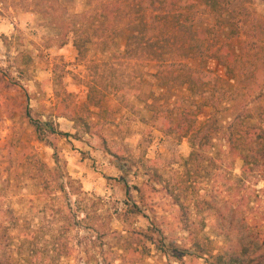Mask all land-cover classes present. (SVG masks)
Segmentation results:
<instances>
[{
    "label": "rangeland",
    "instance_id": "rangeland-1",
    "mask_svg": "<svg viewBox=\"0 0 264 264\" xmlns=\"http://www.w3.org/2000/svg\"><path fill=\"white\" fill-rule=\"evenodd\" d=\"M148 1L160 7L146 12L148 35L165 45V59L228 82L227 95L217 93L218 105L203 107L198 118L199 127L215 120L218 131L189 183L182 177L188 139L161 131L156 121L174 119L202 95L188 85L161 87L156 63L147 60L137 67L147 96L132 90L120 103L110 73L97 85L103 95L91 88L92 77L111 72L114 55L126 50V17L100 26L106 33L85 42L82 57L74 42L90 34L101 2L0 0V264H207L230 247L229 221L245 228L247 248L264 250V167L245 171L228 142L243 122L263 125L264 0L231 5L234 22L205 0ZM226 41L241 56L234 75L204 56ZM185 45L194 46L190 57ZM37 121L70 136L40 141ZM261 144L245 138L244 147L260 155ZM140 230L154 242L144 239L148 251L133 253L131 232Z\"/></svg>",
    "mask_w": 264,
    "mask_h": 264
},
{
    "label": "trees",
    "instance_id": "trees-1",
    "mask_svg": "<svg viewBox=\"0 0 264 264\" xmlns=\"http://www.w3.org/2000/svg\"><path fill=\"white\" fill-rule=\"evenodd\" d=\"M98 1L101 2L102 5V13L98 14L97 12L94 18L89 21L91 22L90 34L86 36L84 35L86 33H84L81 36L84 37L83 40H77L74 42L75 47L82 57H85L86 55V48L84 43L91 41L93 36L102 37L106 33L108 28H106V26L103 30H101L100 26L106 24L109 19H112L114 16L126 17L130 22V25L127 30L128 34L125 52L114 55V58L117 60L118 66L116 68H113L114 66H112L111 72L104 71L102 72V74H95L92 77L93 87L91 88L93 91L103 95V91L99 90L97 85H99L101 82L106 83L105 75L110 73L112 74L111 85H113L116 89V96L120 103H127L129 98L131 97L130 93L132 90L137 93L136 95H139L137 96V98L147 96V94L143 91L145 81H143V79L137 72V67L139 65L138 63H140L141 60H147V62L154 61L156 63L157 72L154 77L159 81V85L161 87L172 88L179 85H188L189 91L192 95H202L201 102L193 104L194 106L178 109L174 119L164 118L163 120L161 118V121H156L159 124L157 127L161 131L167 134L168 132L173 134L175 130L181 139H188L192 151L189 158L183 165L184 172L182 174V177L187 183H189L192 179L191 177H193L194 175V172L201 169L202 160L200 159L206 157V153L210 149V143L213 137L212 132L214 133L215 131H218V124L215 120H213L212 123H206L199 127L198 118L202 112L203 107H216L218 105L217 101H220V97L218 98L216 96L217 93H220L221 95H227V91H225V89L228 82L219 74L211 70L207 71L206 73L200 74L194 69L187 68L186 65L178 64L175 61H167L165 59V55L169 54V52L164 50L165 45L162 44L160 38L154 35H148L150 28L146 12L148 10L158 11L160 9L159 6H156V3L154 1L87 0V3L88 5L93 6L94 3ZM237 1L238 0H205V2L217 12L222 11V13H224L227 10L229 12V15L228 13L227 15L228 17L230 16L231 22L239 19L237 15L238 12L235 13L233 11V8H231L230 10V6H236ZM239 7L242 8L243 12L246 11L245 2L240 3ZM156 13V15H159L158 12ZM239 15H241V13ZM82 17L86 19L88 16L87 14H84V16ZM94 19L98 20L99 26L93 25ZM252 23L254 24L255 21L252 20ZM256 23L257 26L263 24L261 20H258ZM259 31L263 32L264 34V29L261 28V30ZM239 36L240 32H236V35L234 37L238 38ZM260 40H262V38ZM183 48L186 50L185 57H190L189 52L194 48V46L189 45L186 47L185 45ZM207 51V54H205L204 56L217 60L220 65L227 68L229 74L233 73L234 75L235 69H239L241 67L240 60L237 59L239 57L241 58V56L237 57L233 53V51L230 49V44L227 41L222 43L218 48ZM193 57H196V55L193 54ZM133 60L135 62H133ZM106 66L107 64H104V67ZM127 68H131L133 74H128V76H126L124 72ZM136 77L138 79L137 82L135 81ZM106 84L103 85V87H107ZM228 94L230 95H228V99L233 100L234 97L232 96V94L229 92ZM149 95H151V93ZM236 95H239V93L236 92ZM91 101H94L93 97H91ZM95 103L98 105L101 103V101L97 100ZM174 122L175 126L173 128ZM262 123L264 125V118L262 119ZM213 124L214 126H216V128L214 129L210 128ZM263 125L256 124L249 126L244 125L243 122V130H239V132H232L229 137L228 142L230 149L233 152H240L239 155L245 164L243 167L245 171L252 172L261 166L264 167ZM33 126L38 135V140L40 141H47L46 136L49 134H56L65 138L70 136L69 133L58 131L57 129H55L54 124L52 123L50 124L48 122L45 123L37 121L33 124ZM245 138H248L254 143H262L260 155H257L256 152L251 149L246 151L244 147ZM242 145L244 148H241ZM182 208L186 212V206L184 205V203L182 204ZM86 216L87 218H89L90 213L87 212ZM226 233L229 236L231 233H234L230 247H228L222 255L212 259L211 261H207V264H264V250L261 252H258L257 250L252 251L249 247L247 248L245 246L247 240L249 239L245 228L237 227L234 221H229ZM131 235L135 236L133 242L135 246H129L128 250H131L133 253H140V248L138 247H144V251H148L143 242L144 239H150L154 242L153 237L149 236L147 232L142 230L134 232L132 231ZM194 245L195 247H201L200 242L196 240H194ZM144 251H142V254L144 253ZM132 262L137 263L136 261Z\"/></svg>",
    "mask_w": 264,
    "mask_h": 264
}]
</instances>
